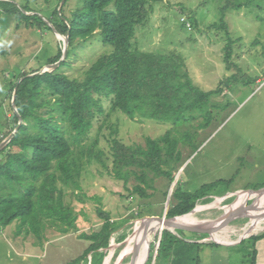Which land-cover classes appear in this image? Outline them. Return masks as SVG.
I'll use <instances>...</instances> for the list:
<instances>
[{
	"label": "rangeland",
	"instance_id": "374dc122",
	"mask_svg": "<svg viewBox=\"0 0 264 264\" xmlns=\"http://www.w3.org/2000/svg\"><path fill=\"white\" fill-rule=\"evenodd\" d=\"M1 1L19 9L28 3L42 18H50V11L57 6L54 0H0V109L8 115L11 100L7 84H17L22 72L45 68L63 48V39L53 30L27 26L12 15L4 16ZM226 1L164 0L152 5L146 22L136 28L134 46L145 52L178 53L193 85L210 95L201 99L194 120L176 128L170 123L138 116L131 120L118 111L107 112L109 104L103 102L107 115L98 117L84 144L97 142L93 149L103 153L107 168L96 161L85 163L78 181L80 190L58 184L64 191V205L76 217V231L61 234L47 225L38 238L23 229L17 234L18 223L14 222L0 233V264H98L94 255L83 259L90 242L80 238L83 233L100 230L103 219L98 210L117 224L100 264H129L132 255L121 253L126 239L136 233L142 219L160 217L169 210L175 203V189L194 193L204 185H217L196 202L194 211L201 208L194 213V221H203L222 215L234 201L233 193L264 188V0H231L242 8L223 11ZM76 7L77 0H70L64 13L68 16ZM184 20L190 29L184 27ZM112 50L102 43L98 33L86 41L76 39L70 58H65L68 66L59 72L79 79L94 60ZM171 130L179 153L172 182L156 178L153 189L142 198L133 192L137 185L133 178L124 184L108 173L113 168L112 132L123 145L135 147ZM250 197L245 198L246 207L257 201V197ZM251 211L248 217L235 219L225 227L232 243L220 244L208 235L176 231L181 240L176 243L179 252L169 259L170 254L155 258L160 230L147 243L146 253L150 251L144 264H252L254 244L249 238L262 234L264 229L238 239L240 229L251 221Z\"/></svg>",
	"mask_w": 264,
	"mask_h": 264
},
{
	"label": "trees",
	"instance_id": "16d2710c",
	"mask_svg": "<svg viewBox=\"0 0 264 264\" xmlns=\"http://www.w3.org/2000/svg\"><path fill=\"white\" fill-rule=\"evenodd\" d=\"M68 1L65 0L59 16L61 0H54L57 8L50 11V18L36 14L28 3L19 9L13 3L1 1L5 5L4 16L12 15L27 26L54 29L62 36L68 34L67 60L76 39L86 41L96 33L113 50L94 60L79 79L59 72L68 66L64 60L53 71L31 77L28 75L39 69L22 72L17 86L7 84L10 100L16 87L14 104L22 123L18 126L11 107L8 115L0 109V143L17 128L11 141L0 150V233L14 222L18 223L17 234L23 229L38 238L47 225L56 227L61 234L76 231V217L63 203L61 186L80 190L78 181L85 163L96 161L107 168L103 153L93 149L97 142L92 146L84 144L98 117L118 111L131 120L138 116L176 128L184 121L194 120L201 99L210 95L193 85L178 53L145 52L134 46L136 28L146 22L152 5L164 0H77V7L67 16L64 8ZM230 8L239 11L242 6L227 0L222 10ZM182 22L185 27L187 20ZM220 27L224 29L223 25ZM61 56L60 49L47 65L60 61ZM105 101L109 104L107 112L103 108ZM173 134L171 130L157 139L147 138L144 146L131 147L123 145L112 132L113 168L108 173L124 184L133 178L137 182L133 192L146 198L156 178L173 181L174 165L179 159L178 141ZM215 186L204 185L194 193L175 189V203L166 212V218L189 213ZM98 211L103 219L100 230L83 233L80 238L90 242L83 259L94 255L100 264L117 224L110 221L108 214ZM262 238L264 232L249 240L255 245ZM180 241L163 230L155 258L176 255V243ZM149 251L150 248L146 259ZM252 256L254 264L255 247Z\"/></svg>",
	"mask_w": 264,
	"mask_h": 264
},
{
	"label": "water",
	"instance_id": "95a60500",
	"mask_svg": "<svg viewBox=\"0 0 264 264\" xmlns=\"http://www.w3.org/2000/svg\"><path fill=\"white\" fill-rule=\"evenodd\" d=\"M64 2H65V0H61L60 5H59V7L57 9L59 16H61L60 12H61V8H62V5L64 4ZM26 14H31V13H26ZM47 24H49L51 26V28L53 29V27H52V25L50 23L47 22ZM53 31H54V33L58 34L54 29H53ZM58 35L61 36L62 39H63V48L61 49L62 56H61L60 61H58V62H56L54 64H51V65H47L45 68H42L38 72H35L33 74L28 75L29 77L34 76V75H39V74H42L44 72L53 71L54 69H56L59 66L61 61L65 60L66 55H67V49H68V34L65 35V36H62L60 34H58ZM20 81H21V79L18 81L16 86L19 84ZM15 92H16V87H15V89L13 91V94H12L11 107H12L13 113L18 118V121H19L18 126H19V125H21L22 121H21L20 115H19V113H18V111L16 109V106L14 104ZM16 132H17V128L0 143V150H2L11 141L13 135ZM238 192L254 193V194L257 195L256 197H258V198L264 196V188L258 189L256 191H251V190H249V191H237V192L232 194L233 196H235L234 201L229 205V207H227L223 211L222 215H220L216 219L204 221V222H201L200 224H197V225L172 224V221L174 219L188 215L189 213L194 211V209H193L192 211H190L189 213H187L185 215L177 216V217H173V218H166V213H164L160 217H148V218L142 219L141 224H140L139 227H144L146 225L147 221L154 220L156 222H160V223L170 227L171 229H165V230L169 231L170 233H172L175 236H178L176 234V231H188L190 233H198V234L211 236V233H216L218 231L223 230L233 220L239 219V218H242V217H248L247 216V212L251 211L253 209L254 203H253V205L248 206V207H246L245 205L234 206V204H236V199H237V193ZM227 195H225V196H227ZM250 200H252V199H250ZM110 246L111 245H109L108 248ZM158 246H159V242H158ZM158 246H157V248H158ZM136 252H137V250H135L133 252L129 264H135Z\"/></svg>",
	"mask_w": 264,
	"mask_h": 264
},
{
	"label": "bare ground",
	"instance_id": "6f19581e",
	"mask_svg": "<svg viewBox=\"0 0 264 264\" xmlns=\"http://www.w3.org/2000/svg\"><path fill=\"white\" fill-rule=\"evenodd\" d=\"M249 195H251V197L257 196L254 193L238 192L236 204H234V206L243 205L246 196ZM262 206H264V196L260 198L257 197V201L254 204V207L251 211V221L249 220L250 222L246 224L245 227L240 229L241 232L239 234L238 239L243 238L245 236L247 237L252 233H256L257 231H261L264 229V218L262 219ZM200 208H197L189 215L174 219L172 221V224L197 225L200 224L201 222L208 221V220L194 221L195 218L193 217V215L196 211H200ZM139 226L140 225H138L137 223L136 233L132 235L129 239H127L126 246L123 249V252L121 253L122 256H131L133 252L137 250L135 257V264H144L147 254L146 253L147 243L152 239L153 235H156V233L159 232L160 230L171 229V228L160 222L150 220L147 221L146 225L143 228L141 227L142 230L141 233H139L138 232L140 229ZM227 233H228V229L224 228L223 230L218 231L216 233H211L210 238L212 240H215V242L217 241V243L220 244L232 243L233 241L229 240V234ZM108 260L110 261V258H108Z\"/></svg>",
	"mask_w": 264,
	"mask_h": 264
},
{
	"label": "crops",
	"instance_id": "0c3cea01",
	"mask_svg": "<svg viewBox=\"0 0 264 264\" xmlns=\"http://www.w3.org/2000/svg\"><path fill=\"white\" fill-rule=\"evenodd\" d=\"M254 247L256 250L254 264H264V238L258 240Z\"/></svg>",
	"mask_w": 264,
	"mask_h": 264
},
{
	"label": "built area",
	"instance_id": "2783aa9c",
	"mask_svg": "<svg viewBox=\"0 0 264 264\" xmlns=\"http://www.w3.org/2000/svg\"><path fill=\"white\" fill-rule=\"evenodd\" d=\"M185 26L187 27V29H190V25L188 22H185Z\"/></svg>",
	"mask_w": 264,
	"mask_h": 264
}]
</instances>
